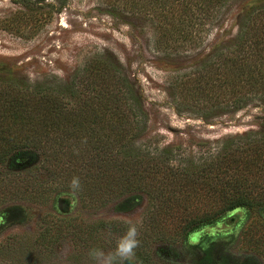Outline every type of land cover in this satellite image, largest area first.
Here are the masks:
<instances>
[{"label":"trees","instance_id":"trees-1","mask_svg":"<svg viewBox=\"0 0 264 264\" xmlns=\"http://www.w3.org/2000/svg\"><path fill=\"white\" fill-rule=\"evenodd\" d=\"M232 1L149 0L153 15L162 17L161 47L200 48L219 30L191 68L170 75L179 111L209 119L264 104V0H241L228 30ZM148 121L134 85L101 58L56 87L0 85V167L40 157L21 183L42 169L52 193L77 177L74 189L87 208L145 195L155 203L149 217L158 235L174 241L206 240L207 230L236 210L264 207V128L215 146L201 142L206 149L196 156L181 146L142 143ZM13 189L0 180V195ZM61 233L46 228L41 238L52 242Z\"/></svg>","mask_w":264,"mask_h":264},{"label":"rangeland","instance_id":"rangeland-1","mask_svg":"<svg viewBox=\"0 0 264 264\" xmlns=\"http://www.w3.org/2000/svg\"><path fill=\"white\" fill-rule=\"evenodd\" d=\"M240 1L229 4L228 30ZM149 6V0H0V85L56 87L101 58L113 62L141 97L149 118L142 143L181 146L197 156L205 141L215 146L227 136L264 128V104L209 119L175 107L170 75L191 68L219 30L200 48L161 47L162 17ZM39 163L40 157L16 158L13 169L0 167L3 184L15 186L13 194L0 195V264H106L131 226L138 241L135 264H264V207L236 210L210 227L206 240L174 241L158 235L149 217L155 203L145 195L87 208L66 183L46 193L51 177L42 169L21 183L22 173ZM46 228L62 233L44 241ZM92 250L101 258L93 259ZM112 264L125 262L115 257Z\"/></svg>","mask_w":264,"mask_h":264},{"label":"clouds","instance_id":"clouds-1","mask_svg":"<svg viewBox=\"0 0 264 264\" xmlns=\"http://www.w3.org/2000/svg\"><path fill=\"white\" fill-rule=\"evenodd\" d=\"M71 186L72 188L79 187V179L77 177H73ZM136 236V228L134 226L129 227L126 234L117 243L114 256L106 258V264H112V261L115 259V257H120L125 262V264H135L134 250L138 245ZM90 255L93 257V259H100L102 253L97 250H92Z\"/></svg>","mask_w":264,"mask_h":264},{"label":"water","instance_id":"water-1","mask_svg":"<svg viewBox=\"0 0 264 264\" xmlns=\"http://www.w3.org/2000/svg\"><path fill=\"white\" fill-rule=\"evenodd\" d=\"M233 218H234V216H233ZM235 219V218H234Z\"/></svg>","mask_w":264,"mask_h":264}]
</instances>
